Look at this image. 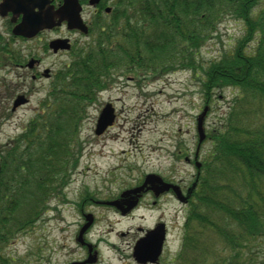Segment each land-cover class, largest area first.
Masks as SVG:
<instances>
[{"label":"trees","instance_id":"1","mask_svg":"<svg viewBox=\"0 0 264 264\" xmlns=\"http://www.w3.org/2000/svg\"><path fill=\"white\" fill-rule=\"evenodd\" d=\"M134 1L136 11L123 7L95 33L101 39L74 51L64 79L57 76L58 104L36 113L0 152V264H17L7 246L64 196L82 155L81 124L114 72L196 68V54L227 14L242 21L243 37L198 67L204 95L234 87L238 98L214 127L181 247L166 264H255L264 244V0ZM112 37L114 46L102 43Z\"/></svg>","mask_w":264,"mask_h":264},{"label":"rangeland","instance_id":"2","mask_svg":"<svg viewBox=\"0 0 264 264\" xmlns=\"http://www.w3.org/2000/svg\"><path fill=\"white\" fill-rule=\"evenodd\" d=\"M0 23L5 24L1 18ZM65 30L63 28L42 37L43 49L44 40L50 36L64 35L73 41L72 51H61L58 55L51 51L48 53L51 55L43 57L40 69L42 72L44 68L52 69V77L34 80L27 71L0 70V152L5 145L17 139L36 113L43 108L49 110L48 105L58 104L56 98L62 85L54 75L64 79L66 74L62 70L66 71L73 61L74 51L80 46L85 49L101 39L94 31L85 35L80 32L68 34ZM244 32L242 21L227 14L197 51L196 68L175 67L169 72H152L137 67L131 72L120 67L114 72L112 81L97 93V99L89 105L81 124L83 150L79 166L66 188L67 202L64 199V203L57 204L55 197L50 202L52 206L58 205L63 220H57L56 211L52 210L28 231L21 233L19 238L12 240L5 251L16 258L17 264H41L44 258L49 264H68L69 260L79 256L75 253L79 251L76 238L81 224L77 204H85L86 211H94L97 216L89 237L100 240L101 259L98 264H128L126 258L134 264L130 256L138 237L136 227L149 228L160 216L170 225L169 229L173 227L169 235L168 258L179 250L184 233L182 225L188 214L185 204L168 196L160 200V210L147 212L146 209H139L123 217L106 211L96 201L112 200L123 190L134 187L149 173L160 174L185 189L197 183L200 169L196 168L193 160L198 144L197 117L204 106H210L204 122L207 139L200 151L203 162L212 145L210 138L217 131H214L215 125L238 98V89L234 87L217 90L209 98L204 95L201 89L202 69L198 65H207L226 52H232ZM102 43L114 46L115 38ZM31 44H25V54ZM107 48L115 51V48ZM118 58L120 56L116 60ZM21 93H25L30 101L12 112L13 102ZM46 100L48 103L44 105ZM107 102L115 106L117 118L113 127L98 136L95 134L97 119ZM186 157H190L191 162ZM191 200L187 201L188 204ZM147 201L151 204L150 198ZM254 255L255 264H264V244L255 250Z\"/></svg>","mask_w":264,"mask_h":264},{"label":"flooded vegetation","instance_id":"3","mask_svg":"<svg viewBox=\"0 0 264 264\" xmlns=\"http://www.w3.org/2000/svg\"><path fill=\"white\" fill-rule=\"evenodd\" d=\"M124 1L127 2L128 0H124ZM130 1L132 2V0ZM37 2L38 0H0V18L2 19V21L5 22V24L0 23V55H1L0 56V60H1L0 70H6L8 72L14 71L15 69L21 70L24 72L27 71L28 73H30L31 78L34 80H37L41 77H45L47 79L50 76L52 77L53 75V72L51 75L52 69L50 70L48 68H44L43 72L40 69L43 63V57L46 56L45 54H48L49 52H51L49 47L46 45H44L45 49H43L42 35L47 34L49 31L52 33L53 32L56 33L58 30H62L63 28L66 29L65 31L67 33L70 32V34L82 32L77 29H69L70 27H69L68 22L62 21L61 22L62 24L60 26H57V21H55V26L51 30L40 31L33 37H25L22 35L15 34V28L22 21L25 11L26 13H30V14L37 13V11L39 10V7L36 5ZM64 2L65 0H45V5L48 9L57 11L64 4ZM77 2H78V7L80 8V14L84 22L88 26L89 32L95 31L96 29L97 30L101 28L104 29L106 27L107 20L112 21L113 15H117L121 13V9L117 8V5L115 3L117 2L121 3L122 0H77ZM125 2L123 3L125 4ZM55 37L57 38V36H54V37L50 36L48 39L55 38ZM58 37L68 38L73 43L72 39L67 36L60 35ZM27 43L28 45H30L31 43L32 44L29 47L28 53L25 54V48H26ZM16 44L20 46L16 47L15 46ZM59 52L58 53L53 52V54L58 55ZM48 55H51V54H48ZM47 69H48V73H46ZM20 77H23V75H21ZM20 95L25 96V98L29 100V98L27 97L25 93H21ZM17 97H19V95ZM29 101L26 102L25 104H28ZM25 104H22V105H25ZM13 105H12V112H15L19 107L22 106L21 105L16 110H14ZM147 188H150V187L146 186L140 191L141 193L128 194L127 196H124L122 198L120 197L121 194H119L118 196L112 198V200L119 199V202L116 205L104 204L105 203L104 201H96V202L102 204V206L105 208L106 211H112L122 216H130L139 209H146L147 212L153 211V210H160L161 205L158 206L160 200L165 196H173L171 194V192H173L172 189L169 192H165L157 196L155 194V190L157 189L153 188L151 190L150 189L148 190ZM147 198L151 199L150 201L151 204H148L149 201H147ZM135 200L136 201L138 200L137 201L138 204H136V207L131 209L129 207V204ZM86 210L87 209H86L85 204H77L76 211L80 214L79 216H81V224L79 227L80 230L83 227V225L87 222L86 220H88V218L86 215L89 213L93 214L92 224L90 225V227L87 229V231L84 234V237H83L84 242L77 243L79 246V251L76 250L75 253L79 254V256L74 257L73 259L69 260L68 264H72V263L73 264L74 263L75 264H88V263H83V262L88 258L90 253H92V256L96 255V258H97L96 260L98 262L101 259L100 258L101 257L100 256V246H99L100 240L98 239L93 240L89 237L92 231V228L95 225V221H97V216L95 215L94 211H91V210L86 211ZM55 211H56L55 213L56 219L58 218L62 219L63 216H61V211L60 213L58 209H55ZM162 220H163V217L160 216V218L156 220L155 223L151 225L149 228L137 226L136 232L138 234V237H136L134 241V246L140 238L144 237L154 227H157L159 223L162 222ZM153 236H155L156 239L158 238V235L156 234H153ZM76 241H77V238H76ZM167 246H168L167 240H165L163 251L160 255V259L157 264H160L162 262V258L167 252ZM130 258H132L134 264H139L137 261H135L133 253L130 256ZM125 261H127L128 264H130L129 258L128 259L126 258ZM145 264H152V263L149 262Z\"/></svg>","mask_w":264,"mask_h":264},{"label":"water","instance_id":"4","mask_svg":"<svg viewBox=\"0 0 264 264\" xmlns=\"http://www.w3.org/2000/svg\"><path fill=\"white\" fill-rule=\"evenodd\" d=\"M37 6H39L40 11L37 12L36 14H30L26 13L24 15L22 23H20L16 28H15V33L17 34H23L25 36H31L35 34L37 31H39L42 28L45 27H51L55 24V17H58L60 21L62 20H68L69 27L70 28H80L83 31L87 32V27L83 24L80 16H79V10L80 8L78 7L77 1L76 0H66L65 5L63 8H61L58 12H54L51 9H47L45 5V0H38L36 3ZM51 46L57 50L58 48H69L70 45L68 44V40H63V39H58L52 42ZM26 100L20 98L15 102V107L18 106L21 103H24ZM207 109L204 110L201 116H199L198 119V128L201 136V140L204 138V130H203V119L206 114ZM115 119V114H114V107L112 106L111 103H108L102 110L98 123H97V128H96V133L101 134L109 125L113 123ZM155 181L162 183L163 180L160 176L156 174H149L146 178V182L144 185L147 183H155ZM171 185L169 184H164L163 190H168ZM176 190L179 198H181L180 192L177 191L176 187H174ZM140 189H136L133 191H139ZM136 201L134 202V204ZM83 232H81L82 234ZM149 238L142 239L141 241L138 242L136 246V253L139 259L142 261H146L148 258L146 255L149 253L153 252L154 256L150 257L149 259L151 261H155L160 249L159 248H152L149 243L147 242ZM94 261V260H93Z\"/></svg>","mask_w":264,"mask_h":264}]
</instances>
